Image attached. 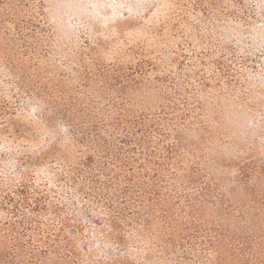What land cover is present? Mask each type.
Returning a JSON list of instances; mask_svg holds the SVG:
<instances>
[{"label":"rangeland","instance_id":"rangeland-1","mask_svg":"<svg viewBox=\"0 0 264 264\" xmlns=\"http://www.w3.org/2000/svg\"><path fill=\"white\" fill-rule=\"evenodd\" d=\"M0 264H264V0H0Z\"/></svg>","mask_w":264,"mask_h":264}]
</instances>
